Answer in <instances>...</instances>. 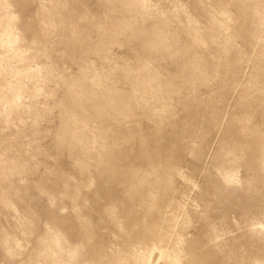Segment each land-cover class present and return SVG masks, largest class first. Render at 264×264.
Returning <instances> with one entry per match:
<instances>
[{
    "label": "rangeland",
    "instance_id": "1",
    "mask_svg": "<svg viewBox=\"0 0 264 264\" xmlns=\"http://www.w3.org/2000/svg\"><path fill=\"white\" fill-rule=\"evenodd\" d=\"M0 264H264V0H0Z\"/></svg>",
    "mask_w": 264,
    "mask_h": 264
}]
</instances>
